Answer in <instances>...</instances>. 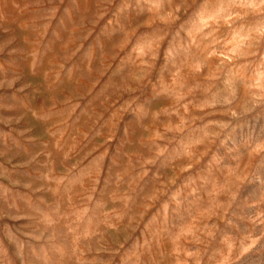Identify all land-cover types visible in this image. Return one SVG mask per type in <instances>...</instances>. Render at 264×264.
Wrapping results in <instances>:
<instances>
[{"label":"rangeland","instance_id":"rangeland-1","mask_svg":"<svg viewBox=\"0 0 264 264\" xmlns=\"http://www.w3.org/2000/svg\"><path fill=\"white\" fill-rule=\"evenodd\" d=\"M0 264H264V0H0Z\"/></svg>","mask_w":264,"mask_h":264}]
</instances>
